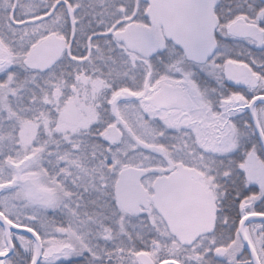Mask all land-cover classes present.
Instances as JSON below:
<instances>
[{
  "label": "snow or ice",
  "instance_id": "snow-or-ice-1",
  "mask_svg": "<svg viewBox=\"0 0 264 264\" xmlns=\"http://www.w3.org/2000/svg\"><path fill=\"white\" fill-rule=\"evenodd\" d=\"M0 264H264V0H0Z\"/></svg>",
  "mask_w": 264,
  "mask_h": 264
}]
</instances>
